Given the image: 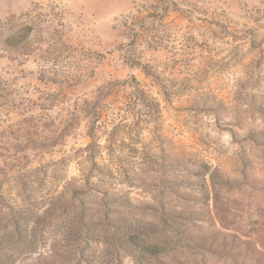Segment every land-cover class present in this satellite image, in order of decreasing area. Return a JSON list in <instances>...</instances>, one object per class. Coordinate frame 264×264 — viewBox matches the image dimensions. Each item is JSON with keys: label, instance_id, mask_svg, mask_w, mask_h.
<instances>
[{"label": "rangeland", "instance_id": "374dc122", "mask_svg": "<svg viewBox=\"0 0 264 264\" xmlns=\"http://www.w3.org/2000/svg\"><path fill=\"white\" fill-rule=\"evenodd\" d=\"M28 12L30 54L0 46V264H236L173 221L262 264L264 0H0Z\"/></svg>", "mask_w": 264, "mask_h": 264}, {"label": "trees", "instance_id": "16d2710c", "mask_svg": "<svg viewBox=\"0 0 264 264\" xmlns=\"http://www.w3.org/2000/svg\"><path fill=\"white\" fill-rule=\"evenodd\" d=\"M6 27H8L7 35H5L4 30ZM2 28L4 31H2ZM34 30V26L31 22V12L19 14L16 16L11 15L5 18V20L0 21V46L10 51H12L13 49H18L21 50V53L29 55L31 48H29L27 44ZM137 64L141 65L140 67H142V69L146 73H151L147 65H143L141 64V62ZM137 92L141 94V96L146 97L143 92L139 90ZM188 211L189 210L187 209L174 210L169 215L167 212H165L164 221L167 222L170 219H174L176 221L179 218L188 221H190V219H193L194 221H196L195 219L198 218L194 217L192 214H189ZM195 211L196 210H192L194 214L199 215V213H195ZM183 228V226H179V224L174 221L173 224L169 226V229H171V232L173 233L172 240L174 244L184 243V241L188 239L190 243L195 247L203 248V250H208L213 254H221V256H225L233 260L236 264L251 263L249 262V260L252 259L254 253L250 248V242L241 241L236 233L221 237L217 235L216 237H212L210 239L209 236H206L204 234L187 231L189 232V234L184 236L183 238V234L187 233ZM129 236L132 239H134V237H137L134 233H129ZM146 248L153 254L164 252V247L160 244L148 245ZM256 264H261V262H258ZM262 264H264V261Z\"/></svg>", "mask_w": 264, "mask_h": 264}]
</instances>
